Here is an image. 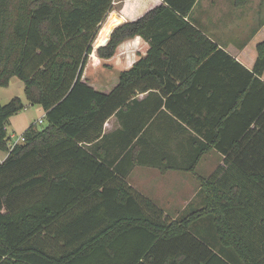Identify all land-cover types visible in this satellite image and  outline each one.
Returning a JSON list of instances; mask_svg holds the SVG:
<instances>
[{"label":"trees","instance_id":"trees-1","mask_svg":"<svg viewBox=\"0 0 264 264\" xmlns=\"http://www.w3.org/2000/svg\"><path fill=\"white\" fill-rule=\"evenodd\" d=\"M196 1L163 0L107 41L113 0H0V87L22 81L27 104L40 106L46 122L30 125L8 151L7 122L25 105L19 98L0 104V151L7 152L0 163V264H264V29L250 43L256 57L249 70L234 59L238 50L219 49L185 20ZM135 36L149 43L148 54L109 87L82 79L93 42L95 50L107 41L96 53L110 59ZM157 71L167 77L156 81L171 88L166 110L184 124L179 146L186 156L184 166L161 167L194 173L210 147L225 156L224 174L197 177L201 203L179 220L123 182L107 188L113 172L79 145L97 140L112 115L142 106L136 97L145 75ZM225 88L231 96L221 94ZM255 90L258 107L244 111L234 140L224 142L225 121L243 116ZM140 126L130 140L138 137V146ZM200 221L213 227L215 244Z\"/></svg>","mask_w":264,"mask_h":264},{"label":"crops","instance_id":"crops-1","mask_svg":"<svg viewBox=\"0 0 264 264\" xmlns=\"http://www.w3.org/2000/svg\"><path fill=\"white\" fill-rule=\"evenodd\" d=\"M165 5L163 0H113L111 12L115 16L112 21L114 26L132 22L147 12ZM185 20L215 43L219 49L227 53H229L227 51L229 48L238 50L240 57L233 55L234 59L250 70L256 57L254 46H250V43L264 29V0H197ZM150 47L142 37L135 36L121 42L110 59L99 58L96 53L97 48L92 49L82 79L87 80L90 84L109 87L112 78H117L119 73L127 71L139 59L145 57ZM179 76H181L180 73L170 76V78ZM145 77L147 80L144 81V91L138 93L136 98L146 102L135 108L134 111L122 112L119 113V116L112 115L105 121L102 135L97 140L85 139L79 145L88 153L94 154L100 163L113 172L114 177L105 183L107 188H114L118 186L119 182H123L132 191L160 208L165 217L172 218L170 207L177 204L175 201L184 198L181 193L183 194L185 190L195 191L193 197L197 196L196 198H198L197 194L200 191L198 176L208 179L218 169L222 171L219 176L224 174L225 156L210 147V150L197 163L194 174L181 169L162 168L161 166L166 162L174 167L185 165L186 156L183 147L179 146V144H184L185 135L181 129L184 124L175 119L164 105L165 94H171V88L167 90L156 80H166L165 72H152L149 75L146 74ZM205 77L208 78V75H202L201 79H205ZM260 79L264 82V72ZM176 85H179V82H176ZM232 93L231 88H225L224 93L221 94L231 96ZM251 93L255 97L250 103L243 104V112L258 107L255 102L259 101V92L255 90ZM160 99H162V104ZM228 99L230 97H227ZM28 107H37L44 127L46 125L44 110L38 105L29 106L27 104L22 111ZM214 107L221 108V106ZM245 112L240 118L228 117L224 124L226 130L222 133L221 140L226 143L234 140V128L243 122ZM236 122L237 124H234ZM123 123L128 125V129H123ZM142 123L145 136L138 146L135 144L138 137L130 140L132 134L141 127ZM253 127L254 125L251 126V128ZM0 154L2 155L1 163L7 156V152L0 151ZM208 160L211 166L205 165ZM69 168L72 175L80 172V170L72 172L73 167ZM169 176L173 177V182L169 181L167 178ZM195 180L197 186L191 183ZM154 188H156V192L166 191V194H154L152 192ZM165 200L166 202H164ZM172 219L174 220V218Z\"/></svg>","mask_w":264,"mask_h":264},{"label":"rangeland","instance_id":"rangeland-1","mask_svg":"<svg viewBox=\"0 0 264 264\" xmlns=\"http://www.w3.org/2000/svg\"><path fill=\"white\" fill-rule=\"evenodd\" d=\"M110 13L111 12L108 13L106 19L101 24L99 32H98L95 40L99 36V34H100V32L104 26V23L106 22ZM94 45H95V43L93 42L92 49L95 48ZM13 98H19L24 105H27V101H26V98L24 95L23 83H22V81H20L17 78H13L7 87H0V104L1 105L9 103ZM39 119H41V117H40V113H39L37 107H28L26 110L21 111L15 115H13L9 119V121L7 122V125H6V131H7L8 137H10L11 135H14L16 137L20 136L25 129H27L30 125H32L34 123H36L35 127H37L38 129L42 128L43 124L38 123ZM1 156L2 155L0 154V157ZM205 165L211 166L210 161L209 160L206 161ZM167 178L169 179V181L173 182V177L169 176ZM191 183H194V185L197 186L196 180L194 182L192 181ZM155 190H156V188H154V190L152 191L154 194H156V193H158L160 195L166 194V191H164V192L163 191H157L156 192ZM194 193H195V191H190V190H185L183 192V194L181 193V195L184 197L183 199L181 198V200H183L184 202H182L181 200H177V201H175L177 204L170 207L171 213H172L171 214L172 218L179 220L183 216L182 212L184 209L187 208V211H189L191 209L196 208L201 203V198H196V197L194 198L193 197ZM164 202H166V200ZM189 203H193V204L188 206ZM183 206H184V208H183ZM199 225H205L206 230H208L209 233L212 234V237H209V233L207 234V238H206L207 242L210 243L211 245L215 244V241L217 242V237L215 235V231H214L213 227H209L210 225L204 221H200L199 223H197V226H199ZM212 238H215V240Z\"/></svg>","mask_w":264,"mask_h":264},{"label":"built area","instance_id":"built-area-1","mask_svg":"<svg viewBox=\"0 0 264 264\" xmlns=\"http://www.w3.org/2000/svg\"><path fill=\"white\" fill-rule=\"evenodd\" d=\"M38 123L39 124H42L43 123V121H42V119H40L39 121H38ZM9 142H8V151H10L14 146H16L17 144H20V143H22L23 141H24V137H23V135L21 134L20 136H18V137H16V136H14V135H11L10 137H9Z\"/></svg>","mask_w":264,"mask_h":264},{"label":"water","instance_id":"water-1","mask_svg":"<svg viewBox=\"0 0 264 264\" xmlns=\"http://www.w3.org/2000/svg\"><path fill=\"white\" fill-rule=\"evenodd\" d=\"M118 25H119V24H118ZM118 25L114 26V27L111 29V31H110V33H109V35H108L107 41H108V39H109L110 34L113 32V30H114ZM107 41H106V42H107ZM105 44H106V43H105ZM105 44H104V45H105ZM100 47H101V46H100Z\"/></svg>","mask_w":264,"mask_h":264}]
</instances>
